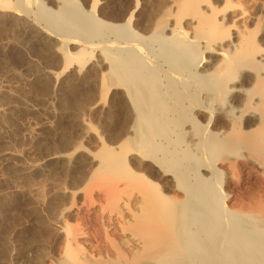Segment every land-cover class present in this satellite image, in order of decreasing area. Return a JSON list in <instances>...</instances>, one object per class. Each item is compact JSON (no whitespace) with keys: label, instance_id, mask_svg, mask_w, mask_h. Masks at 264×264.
I'll list each match as a JSON object with an SVG mask.
<instances>
[{"label":"bare ground","instance_id":"obj_1","mask_svg":"<svg viewBox=\"0 0 264 264\" xmlns=\"http://www.w3.org/2000/svg\"><path fill=\"white\" fill-rule=\"evenodd\" d=\"M191 1L188 2L194 4L192 7L189 6L190 3L188 5L187 1L185 3V0L179 3V5L185 3V6L181 5L184 7H177L181 9L179 13L181 12L182 16L183 13H187V10L189 13L185 16H192L190 15L192 13L193 19L197 17L194 16L196 14L194 12H197L196 15L198 16L199 13L202 14L199 10L201 9L200 2L206 3L208 1L205 5H209L207 6L209 10L213 7H211L212 4H209V0ZM48 2L55 9L48 7L46 2L42 0H21L20 3L25 9L33 3L38 4L40 18L42 16L41 19H45L52 25L46 30L38 28L39 34L49 42L56 37L61 39L66 65H72L75 62V64L78 63V65L83 66L87 64L89 59L93 58L96 52L97 56L100 54L99 56L103 57L108 64L109 89L122 92L123 106L120 107H124L125 113H131V120L126 113L130 122L127 129L123 130L126 132L121 131L125 133L124 137H120L119 133L121 132L117 134L119 139H122L119 142H117L118 139L116 140V143H119L120 149L117 148L119 153L109 148H103L101 152L100 169L103 173L113 177L107 180L103 179L99 184L96 183L99 195H101L98 203L101 205L105 201L106 205L108 203L111 205L109 213L104 211L103 205L100 206L105 221V230L113 231L119 241L114 237L111 238L110 235H105V239L97 238L99 234L92 228L91 220L86 218L84 227L89 228L88 232L84 234L80 230H72L66 242V247L70 251L69 257L72 259L71 264H264V189L250 197L242 195L241 199L239 198L237 209H234L235 205L230 206L239 189L238 181L235 180L237 183H234L233 180L234 173L239 170L249 178H252L254 174L264 176V85H262L264 81L261 82L262 84L259 83L262 88L260 85L258 88V82L262 79L257 75L259 72L256 74L257 77H253L256 79L252 80L253 84L257 85V89L261 88L258 95L256 93L259 91L255 95L250 94L249 96L248 93L251 92L241 89L242 84L240 85L241 88L239 86L242 91L239 88V91H236L237 88L231 87L235 91L234 93H247L248 95H244L245 100L249 96L246 102L251 101L249 99L254 97L252 101L256 100V102L253 103V109L260 107V111L247 110L249 108L247 106H244V109L247 108L246 110L241 111L239 110L242 109V106L239 109L235 108L239 112L237 115H233V119L236 122L240 119L243 120V123L240 124H243L246 131L242 129L244 133L241 132L240 137H237V134V138L229 139L231 137H228L229 133H233V128H236L234 126L236 122L233 125L231 121V123L229 122L232 113L234 114L236 111L234 105L230 106L231 112L228 113L225 110V113L231 114H226L225 117L230 116L231 118L226 119L220 128L218 125L222 119L221 116H224V112H220L224 109V105L222 104L223 109H220L222 106L218 107L220 105L218 102L221 101V99L220 101L217 100L218 97L223 94L224 99V95L228 94L230 91L228 84L232 82L233 78L237 84L234 73L238 70V63L249 58V56L251 60L248 59L247 61H253L252 59L256 56L255 52L251 53L253 56L249 53L253 51L251 48L242 51L248 38L244 40L243 44L242 40L241 43L233 47L227 44L228 38L222 36V30L218 29L220 28V19L214 20L216 12H213V8L211 13L204 7L203 10L206 12L202 11L207 16L215 13L212 15L214 17L210 18L209 16L207 18L204 13L205 17L203 14L199 17L202 18L203 16L204 18L198 20L197 17L196 20L199 22L193 23L192 21V24H195V26L193 25L195 32L191 29V34L194 37L191 36L192 41L187 36L189 33L183 32L179 26H174L177 28L172 29L168 26H157L148 37L143 38L132 27L133 13L124 20L123 24H111L96 16V5L86 13L75 0H48ZM186 5L190 7L192 12ZM2 9L4 12H7V9H12L10 18L14 20L20 21L25 18V10L21 7L17 9L11 0H0L1 12H3ZM179 13L177 12V15ZM193 26L191 25V27ZM61 30L64 32L59 34ZM107 35L108 37L105 38ZM109 35H113V37L110 39ZM141 40L159 42L164 52L160 51L169 56L167 59L166 56L163 57L162 55V58L161 55L157 54L156 58L159 59L158 56H160L163 63L167 62L160 65L156 63L159 60L154 62L149 59L144 49L147 45L144 44L143 46ZM251 42L248 43L252 44ZM254 44L253 42L252 46ZM245 45L247 44L245 43ZM228 47H231L230 50L233 48V50L229 51ZM199 48L203 50L201 51ZM237 48L241 49L240 53L242 51L241 54H238V56L241 55L239 57L236 56ZM201 52L212 53L221 60L217 61L215 57L209 58V61L206 62L210 66L208 68L205 66L206 70L205 67L199 65L203 56ZM245 52H248L249 55ZM179 59L180 61L177 62ZM203 61L205 62V59ZM260 62H264V58ZM245 63L243 62L242 65L245 66ZM256 64L259 65V63ZM199 67L202 69L199 71L200 73L198 72ZM242 69L240 71L244 70ZM238 71L235 75H238ZM226 73L233 75L231 77ZM222 74H225V77L228 75L226 78L229 82L227 80L221 85L218 79L221 78ZM251 79L252 77L249 80L251 81ZM217 80L221 85L220 88H217L219 86ZM237 82L240 81L237 80ZM4 92L6 93V91ZM121 95L119 94L120 97ZM244 104H246L245 101L242 105ZM116 115H118L117 112ZM203 116L206 117L205 126L199 121ZM238 117L241 118L238 119ZM223 119L225 118L223 117ZM209 126L216 132H208L206 128ZM188 128L189 130H187ZM239 128L241 129V127ZM249 129L253 131L250 130L251 135ZM245 132L249 135L246 136ZM232 135L234 136V134ZM235 139H238L236 147L229 146L222 150L224 155L222 157H225V160L220 157L226 162L214 160V163L196 165L194 175L197 185L191 184V181H185L184 172L175 171V162L170 164L171 161L166 160V156L172 154L166 150V147L173 144H186L191 152L196 151L193 153L194 156H198L201 153L198 150L203 149V147L199 148L201 146H206L204 148L206 151L208 150L202 152L210 153V150L213 152L210 149L213 143L215 149L226 140L233 145L236 142ZM207 146L210 148L206 149ZM222 152L220 153L222 154ZM159 153H163L162 159L156 158ZM134 158H138L140 163H151L166 181L171 177L175 183L173 191L176 194H184V199L177 200L178 195L174 196L175 198H170L160 194L155 184L140 173H133L130 166L135 160ZM227 158H237V162L233 159V163L236 162L233 165L228 162L233 160ZM216 164L220 165L221 168H217ZM225 169L231 171L229 180L227 178V182L224 183L225 187L231 190L232 198L228 196L230 199H227L222 188L223 183L221 181L225 180V176L220 179L221 174L222 176L225 175L223 172ZM201 171L211 172V175H202ZM138 181L143 186L134 199L138 202L137 205L135 204L136 211H130L133 193L124 200L121 193L129 188L132 182ZM121 204L125 213L120 210ZM81 235L96 242L100 256L98 261L93 260L84 252L76 255V251L79 249L78 239ZM126 250L132 251L133 257H130L131 254L126 253Z\"/></svg>","mask_w":264,"mask_h":264},{"label":"rangeland","instance_id":"obj_2","mask_svg":"<svg viewBox=\"0 0 264 264\" xmlns=\"http://www.w3.org/2000/svg\"><path fill=\"white\" fill-rule=\"evenodd\" d=\"M42 1H45L48 7L53 8L48 0ZM75 1L86 13L96 5V16L111 24H123L124 20L128 19L133 13L134 23L132 22V27L143 38L148 37L157 26H168L171 29L177 28L174 26H179L183 29V32L187 31L186 34L189 33L190 36H187L192 40L191 33L192 31L195 32V24H192V21L193 23L199 22L198 20L205 17V10H209V7H207L209 5H205L208 1L206 3L200 2V4H203H199L201 8L199 10L204 17L199 18L202 14L199 13L198 16L196 15L198 13L194 12V14L196 13L194 16L199 19L197 17L193 19L192 13H190L192 16H185L189 13L187 8H185L187 13H183V16L181 12L179 13V10H181L179 6L184 5L186 1L189 5L190 2L188 1L191 0H185V3L183 2L181 5L179 3L182 0ZM11 2L17 6V9L21 7L25 10V18L17 21L10 18L12 9H7L8 14L3 9V12L0 10V264H71L72 259L69 257L70 251L66 247V242L72 230H80L84 234L88 232L89 228L84 227L86 218L91 220L92 228L99 234L97 238L105 239V235H110L111 238L114 237L119 241L113 231L105 230V221L100 206L103 205L104 211L109 213L111 205L109 203L106 205L105 201L101 205L98 203L101 195H99L96 183L99 184L103 179L107 180L113 177L103 173L100 169L102 163L101 152L103 148H109L119 153L117 149L119 143H116V140L118 139L117 142H119V140H122L119 138L124 137L125 133L123 132L126 131L123 130L127 129L129 125L131 113L126 112L130 116V120H128L129 116L124 112V107H120L123 106L124 97L123 94L121 95L122 92H115L112 88L109 89L108 64L103 57L99 56L100 54L97 56L96 52L93 58L89 59L87 64L83 66L78 65V63L75 64V62L72 65H66L61 39L56 37L49 42L39 34L38 28L46 30L52 25L45 19H41L42 16L40 18L38 4L33 3L25 9L23 5L21 6V0H11ZM192 4L190 3L189 6L192 7ZM209 4H212L213 12H216L217 19L214 18V20L220 19V22L218 21L220 28L218 29L222 30V36L228 38L227 41V38L225 39L226 43L233 47L241 43L242 40L243 44L244 40L248 38L249 41L247 39L245 43L248 45L252 41L251 43L254 42L255 47L252 44L247 46L244 43L243 48L241 47L244 49L242 51L251 48L253 51L249 53L255 52L254 54H256V56L254 55L255 60L252 59L253 61H247L250 56L243 60L240 58L242 62L237 65L238 75H235L237 71L234 73L237 84L233 81L234 78H231L232 82L228 84L231 92L225 94L224 99L223 94L217 99L218 101L221 99L218 102L220 104L218 107L224 105V109L222 106L220 109L223 110H219L222 113L224 112V116H221L222 119L218 123L220 128L223 122L231 117L229 122L231 121L232 125L235 124L236 121L233 119V115H237L239 111L244 109V106L249 107L246 108L247 110L260 111V107L252 108L253 103L256 102V100L252 101L254 97L249 99L251 101H246L250 94L255 95L257 91H259L256 93L257 95L260 93L262 88L260 84L264 81V62H260L264 58V0H209ZM175 7H179L177 8L178 11ZM186 7L188 6L186 5ZM203 7L205 10H203ZM212 8L209 10L210 13ZM188 9L192 12L190 7ZM202 10L205 12L203 13ZM177 12L181 16L177 15ZM209 12L207 11V13ZM213 14L215 15V13ZM213 14L208 16L206 14V16L212 18L214 17ZM223 18L224 21H222ZM191 25L194 26L191 27ZM191 29L193 30L191 31ZM63 32L64 30H61L59 34ZM195 36L197 37L196 33ZM107 37L108 35L105 38ZM109 37L111 39L113 35H109ZM141 43H143V46L144 44L147 45L144 49L149 59L154 62L159 60L156 63L160 65L167 62L163 63L160 60L162 55L163 57L166 55L163 54L164 50L159 42L141 40ZM184 48L186 49V47ZM230 48L228 47V50L232 51L233 48L231 50ZM199 49L203 50L202 48ZM240 50L237 48V52L235 49L236 56L242 53V51L240 53ZM201 53L203 56L205 55L204 57L201 55L202 60L199 63L203 67L208 68L210 66L207 62L211 57H215L217 61L221 60L212 53H210L212 55ZM245 53L248 54V52ZM157 54L161 55V57L158 56L159 59L156 58ZM251 55L253 56V54ZM260 57L262 58L259 59ZM179 61L180 59L177 62ZM243 62H246L245 66L242 65ZM256 63H259V65ZM246 64H249V66ZM239 67L244 70L240 71L241 68ZM245 70L247 71L244 72ZM199 71H202L200 67L198 68ZM258 72L259 74H257ZM229 73L226 74L233 75ZM256 74L262 77L261 81L258 82V88L260 85V89H257V85L253 84L252 81L256 79L253 78ZM222 75L218 79L221 85L228 80L226 78L228 75L225 77L224 74V78ZM221 85L217 88H220ZM239 86L241 89L251 92L248 93L247 100H245L247 93H234L233 89L237 88L236 91H239ZM253 86L255 87L253 88ZM231 93L236 94V96ZM243 101L246 104L242 105ZM231 105H234V109H239L242 106V109L239 111L235 109L237 112L235 111L231 117L226 118L227 113H225V110L228 113L231 112ZM116 112L118 115H116ZM126 116H128L127 119H125ZM205 118L203 116L199 120L204 126L206 125ZM240 118L238 117V119ZM238 119L236 118V120ZM242 121L240 119L237 121L238 123L236 122L237 125H234L236 128L233 126L235 129L233 128L234 131L231 134H234V136L229 133L228 137H231L229 139L240 137L242 135L240 133L243 130L246 131L243 124H240L243 123ZM218 125H216V128H218ZM252 129L254 130V128ZM252 129H249V133ZM206 130L211 133L216 132L211 126L207 127ZM247 132H245L246 136L249 135ZM118 133L120 137L117 136ZM238 139H235L236 142L233 145L228 143L229 141L226 142L227 139L215 149L213 143L212 148L208 146L206 148L213 150L212 152L209 149L210 153H204L206 151L204 147L206 146H201L199 148L203 147V149L198 150L201 151L198 156H194L193 153L196 151L191 152L186 144L166 145V150L172 153L166 156V160L171 161L170 164L175 162V171L178 173L183 171L185 181H191V184L197 185L194 175L196 165L209 164L208 162L214 160L226 162L224 161L225 157H222L224 156L222 150L229 146L236 147ZM203 150L205 151L202 152ZM163 157V153H159L156 158L162 159ZM136 160L138 158L133 160V166L132 163L130 166L133 173H140L146 177L155 184L160 194L170 198H175L174 196L178 195L177 200L184 199V194H176L173 191L175 183H173L171 177L166 181L161 177V173L153 168L151 163L141 162V164L140 160ZM234 160L227 161L234 165L237 162L236 160L233 163ZM216 167L221 168L217 164ZM223 172L225 175L222 176L221 174L222 177L220 176V179L225 176V180L221 181L223 183L222 188L226 193L225 195H227V199L232 198L231 190L224 185L227 182L226 179L229 180L231 171L225 169ZM201 174L209 176L211 172L201 171ZM234 174L233 180L234 183H237L235 180L238 181L239 189L237 190V196L233 197L235 204L234 202L231 205L228 204L236 206L238 203L236 208L234 206V209H237L239 198L242 195L250 197L264 189V176L254 174L252 178H249L239 170ZM142 186L140 181L132 182L131 186L121 193V196L124 197L123 200L133 193L129 207L130 211H134L136 208L135 204L137 205L138 202L134 199L141 191ZM120 208L125 213L122 204ZM78 242L77 256L84 252L93 260H99L100 256L95 241L88 240L84 235H81ZM126 253L131 254L130 257L134 255L130 250H126Z\"/></svg>","mask_w":264,"mask_h":264}]
</instances>
